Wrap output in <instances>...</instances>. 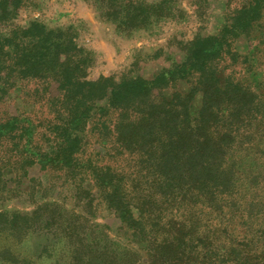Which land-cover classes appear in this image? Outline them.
<instances>
[{"label":"trees","instance_id":"obj_1","mask_svg":"<svg viewBox=\"0 0 264 264\" xmlns=\"http://www.w3.org/2000/svg\"><path fill=\"white\" fill-rule=\"evenodd\" d=\"M81 1L127 36L184 14L176 0ZM22 6L0 0V177L18 193L31 182L52 192L29 220L73 240L71 264H264V0L241 2L210 35L169 39L182 58L150 77L140 71L160 48L96 79L72 27L12 25ZM190 6L203 21L208 0ZM98 211L120 240L95 223Z\"/></svg>","mask_w":264,"mask_h":264},{"label":"rangeland","instance_id":"obj_2","mask_svg":"<svg viewBox=\"0 0 264 264\" xmlns=\"http://www.w3.org/2000/svg\"><path fill=\"white\" fill-rule=\"evenodd\" d=\"M243 1L245 0H208V7L205 6L199 11L204 20L198 22L192 13L190 0H176L184 12L180 20H166L148 33L139 32L127 36L116 33L113 25L96 18L92 9L81 0H22L23 6L12 25L37 21L49 29L72 27L76 44L95 54V62L89 70L91 79L119 75L125 70L132 71L134 51L139 50L140 57L148 59L160 48L163 50L164 58L145 64L140 71L145 77H150L160 68L167 67L172 60H181L182 53L178 45H172L171 41L169 46V39L175 37L177 42H188L197 33L202 36L214 33L223 23L224 17L227 19L228 14ZM8 30L9 27L0 26L1 34L5 35ZM251 46L252 43L243 38L236 43L240 53L250 52ZM221 65L226 68L227 74L238 78L244 74L243 65H231L228 58ZM258 70L264 71V65L258 67ZM30 175L36 176L37 169H33ZM49 182L56 181L53 178L42 177L44 185L46 183L48 185ZM24 184L26 186L27 182ZM30 184L35 188L18 193L15 190H8V185L3 183L0 177V264H71L73 240L65 237L54 225L46 224L43 219L29 220L28 215L34 208L33 203L48 200L52 195L51 191L42 192L36 183ZM59 193L61 195L59 203H62V200L64 208L68 210L67 205L73 206L71 194L64 190ZM21 215L25 216L24 220L14 224V220L19 219ZM97 216L95 223H106L110 228L107 232L109 236L120 240V237L114 236L118 222L103 211ZM66 218L67 215H63V220Z\"/></svg>","mask_w":264,"mask_h":264}]
</instances>
